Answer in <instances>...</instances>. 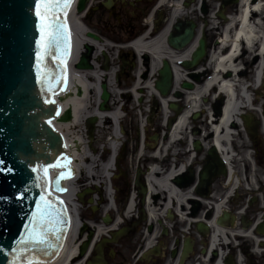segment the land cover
I'll return each mask as SVG.
<instances>
[{"label":"flooded vegetation","instance_id":"af4514ba","mask_svg":"<svg viewBox=\"0 0 264 264\" xmlns=\"http://www.w3.org/2000/svg\"><path fill=\"white\" fill-rule=\"evenodd\" d=\"M177 1L181 2V11L174 13L173 4ZM240 1L87 0L80 15L77 11L73 12L78 17L82 33L79 34L80 29L76 30L75 25L70 23L71 69L76 71L78 60L83 56L91 66L83 71L99 73L101 84L108 81L109 73H112V82L119 88L125 86L128 91L138 80L153 85L168 80L170 88L166 97L159 92L155 95L149 93L151 97L147 101L150 103H141L143 109L140 107L139 113L147 120L143 127L137 123L133 125L139 120L134 116L137 113L124 109V142L118 150L116 173L112 179L114 204L109 205L106 180H98L102 187L97 191L99 202L91 204L89 196L84 198L81 209L83 226L76 238L79 248L85 249L86 258H78L71 264L82 261L85 264H264V163L259 161L260 146L264 144V105L262 112L256 111L259 113L258 119L246 113L249 110H243V126L232 125L237 134L231 141L230 155L236 160L231 166L216 147L198 141L207 134L202 130V120L206 116L203 112L190 117L191 124L181 133L178 147L171 151L174 156L163 167L161 162L168 153L160 157L153 152L147 153L146 157L153 161L143 158L144 164L137 166L133 181L125 178L122 185L117 184V172L124 174L122 161L126 160L128 165L139 151L137 139L140 129L145 135L142 151L146 150V142L156 149L162 141L159 135L156 141L152 139L155 135L148 138L153 123L163 115L162 102L168 101L167 108L171 114L165 120V132L168 133L186 110V92L196 90L211 77L213 67L209 59L216 52V44L222 51H231L237 40L239 52L245 48V39H237L233 32L236 29L234 23L241 25L237 21ZM251 1L256 3L259 0ZM197 3L200 4V16L197 15ZM194 6L196 10L191 9ZM263 18L264 15L254 21L255 26L260 25ZM232 21L234 26L228 30L229 39L225 41V27ZM79 36L81 46L77 44ZM201 43L205 44L204 57L192 68H187L186 65L194 62ZM76 47L77 59L73 61ZM87 48L91 50L90 53ZM155 51L157 54H154ZM246 66V63L242 65L244 68ZM177 72L183 76L178 84ZM102 74L107 75L102 78ZM86 80L92 84L95 82L90 75ZM186 85L192 89H186ZM139 94L137 100L145 101L143 91ZM216 97V101L212 98L203 100H210L213 103L211 112L220 117L226 100L218 93ZM111 100L106 110L114 111L113 98ZM125 102L128 106L132 105V95ZM250 116L255 118L254 123ZM106 127L110 128L111 124ZM153 130L157 132V129ZM188 130L190 134H187ZM132 132L137 134V138L131 146L126 137ZM192 136L197 140V150L190 138ZM109 155L108 150L104 151L102 156L105 161ZM157 158H161L159 164ZM155 166L163 173L168 168L176 171L172 183L182 188L184 198L181 203L149 216L146 183L149 168ZM232 173H235L233 179ZM131 184L133 187H130ZM94 192L92 190L89 195ZM121 196L124 202L119 205L117 201ZM153 199L162 202L160 195H155ZM131 200L134 212L130 217H124ZM119 217V226L110 230L109 227ZM102 228L105 231L98 234Z\"/></svg>","mask_w":264,"mask_h":264},{"label":"bare ground","instance_id":"6f19581e","mask_svg":"<svg viewBox=\"0 0 264 264\" xmlns=\"http://www.w3.org/2000/svg\"><path fill=\"white\" fill-rule=\"evenodd\" d=\"M173 6L175 8L174 13L181 11L180 1L174 2ZM251 6H254L253 12H250ZM242 8H245V10L242 11ZM238 11L239 14L237 21H240L241 25L238 26L237 23H234L236 29L233 32L236 35L237 39H245V48L242 50V52H239L240 45L238 44L237 40H235L233 49L231 51H222L220 50V48H218V45L216 44V52H214L215 54L213 53L209 59L211 67H214L213 75L211 76V78H209L208 81L205 82L202 86L197 87L196 90L186 92V110L182 115H180L176 124L173 126V128L170 129L164 140L160 141L158 147L154 149L151 144H147L146 142V150L142 151V146L140 145L139 151L134 157L135 159L133 160L139 159V161L142 162L143 158H145L147 160L150 159L153 161V159L146 157L147 153L153 152L158 157H160L164 153H168V156L165 158V160L161 162V166L163 167L167 160L171 159L174 156L171 154V151L178 147L179 142H177V138L180 136L181 133L186 131L189 125L191 124L190 117L194 114L205 112L206 116L204 120H202V130L205 131L207 134L202 139H198V141L200 143L203 142L205 145L216 147L219 154L221 155L222 153L221 156L224 157L225 161L229 166H231V164L236 161L234 156L230 155V152L232 150L231 148L233 145L231 141L237 134L236 129L233 128L232 125L236 123L238 125L243 126V114L241 115V113L243 109H250V99L246 94L244 86L245 84L242 85L238 81L236 82L235 79L238 77L239 80L242 81L252 75V85L256 84V82H259L261 78L264 79V18L263 22L260 25L255 26L254 24V21L264 15V0H259L256 3L251 0H241L239 2ZM250 13H252L251 19L250 21H248V16ZM67 18L71 24L75 25L76 30L81 28L78 26L79 23L77 21V16L72 14ZM248 23L250 24V26ZM234 25L233 21L232 23H228L226 25L224 32L225 41H228L229 39L228 30ZM80 32L82 33L81 29L79 31V34ZM81 40L82 39L80 36L77 37L78 46H81ZM77 52L78 47H76L75 49L73 61L77 59ZM154 54H157V52L155 51ZM245 63L247 65L245 69L240 70L242 65ZM220 70L223 72L224 75L217 74ZM89 75L97 77L99 73L94 72ZM104 75L107 74H102L101 77H106ZM85 76H87L86 72H76L72 69L71 72L68 74L69 78L67 80L65 89L61 91V94H59L56 99H54V108L55 111L58 112V116L63 115L66 111H70L72 114L71 119L68 122L64 123H60L57 119L49 120L51 122L49 124L53 127V129L63 137L61 156L70 159V165H73V161L77 165V167H72L75 171L76 177L74 179L72 177L67 182H64V186L67 188L68 193L65 196L61 195V199L64 203H66L69 215L71 216V227L66 233L67 240L64 241L62 245L68 249H72L77 246L76 238L79 229V224L77 221V211L79 210V206L75 203V184L78 176H80L82 171L85 169L86 161L91 162L90 167L88 169L86 168V171L84 170L86 174H84V179H86V181L88 179L94 181L100 179L106 180L107 175L106 169L104 168H101L100 171H98V173L100 174L99 176L97 172H95V165L97 164V159H94L93 154H89L86 149L84 138L86 128L84 127V120L86 117L89 116L96 117L99 121L96 128L98 129L99 127H101V125H103V127H101L103 129L111 123L119 122L121 118V114L118 112L117 109H114V111L111 112H101L98 108H96L99 105V87L98 85H93L92 83H89L86 78H84ZM112 76L113 74L110 73V79L106 82L108 85V90L112 95L114 105H117L119 103V100L116 99V92L121 94V101H129V97L131 95L135 100L136 98L140 97L139 91H141V89L146 90V92L151 93V95H155L156 93L153 83L143 82L140 80H138L132 86V89L129 93H123L121 89L115 91L112 85ZM182 79L183 76L179 72H177V84L180 83ZM219 80L223 82L220 88L221 92H219V90H217L216 88H213L214 85H217ZM263 82L264 81L262 80L261 87L264 86ZM260 88H258V90H260ZM79 90L82 91V96H78L77 93ZM91 93H94L96 96L94 106L92 104V98L90 96ZM217 93H224L228 99L220 117H217L216 114L211 112L210 109H207V111L201 109L203 107L202 100L212 98L213 101H216ZM220 95L223 96L222 94ZM59 98H61L62 100H60ZM257 101L258 99L255 100V102L253 103L254 105L253 107H251L250 110L262 112V108L258 109L255 106V103ZM167 103V100H164L162 102L163 122L167 120L169 115H171L169 109L167 108ZM41 105L46 108H51L50 104L43 103ZM141 109H143V107H141ZM38 117L41 119L42 116L39 115ZM250 117L252 123H254L255 118L253 116ZM144 124V120H142L141 126H144ZM111 129L113 130V132H116V129L114 130V127H110L108 130L111 131ZM105 130L107 131V128ZM114 136L117 138L118 134ZM139 137L141 138L140 135ZM116 138L113 139V141L111 142V144L115 147L117 142H119V137L118 139ZM190 138L193 139L194 143H196L197 140L194 136ZM147 147L149 148V152H147ZM91 149L93 152H95L94 146H91ZM159 162L160 161H157L158 164ZM97 167H99V165ZM175 173L176 171L169 168L164 173L160 171L159 167L157 166L151 168L146 183V189L148 193V197L146 200V209L149 213V216H154L155 211L166 210L171 207V205H177L183 201L182 199L184 197L181 190L182 188L172 183V178L175 177ZM234 175L235 173L231 174V179L234 178ZM155 195H160L162 202H155L153 199ZM172 198L175 199V203H172ZM93 199L94 201L96 200L95 197H93ZM157 207L159 208L156 209ZM133 212V200H131V202L128 203L123 216L130 217ZM120 218L121 217H119V219H117L115 223L109 227L111 228L110 230H114L119 226ZM104 231L105 228L99 229L98 234H102ZM77 254L78 250L76 252V255ZM74 259H76V257L69 258L67 264H71V261H73ZM80 264H84V261H82Z\"/></svg>","mask_w":264,"mask_h":264},{"label":"water","instance_id":"95a60500","mask_svg":"<svg viewBox=\"0 0 264 264\" xmlns=\"http://www.w3.org/2000/svg\"><path fill=\"white\" fill-rule=\"evenodd\" d=\"M86 1H79L77 9L79 13L83 11ZM34 7L35 0H0V161H3L0 168L4 169V171H0V264H9V261H13L17 257V252L14 251L15 255L11 250L25 247L22 244L18 245L17 242L24 234L25 226L33 220V214L37 212V204L40 202L41 195L36 193L34 176L28 167L39 164L42 175V166L53 163L54 158L51 156V152L57 156L62 142L61 136L46 123L42 124L38 133L35 132V129L30 130L29 128V133L26 134L24 130L26 120H29L28 112L33 109H40L42 113L49 115L51 118L55 116L52 107L45 109L41 105L43 101L51 99L53 93L47 91V85L44 86L45 93L41 85L37 86L39 80L37 79L36 68V52L38 50L36 40L39 38V33L36 28L37 21L34 15ZM87 50L89 53L91 52L89 48ZM204 55L205 44L201 43L200 49L195 54L194 62L186 65V67L192 68ZM68 57L69 50L65 63ZM53 64L57 71L56 76L61 77L59 87H56L55 81H53L55 94H57L62 86L64 76L62 69L64 67L59 65L57 61H54ZM89 68L91 66L83 57L77 65V69ZM47 70L52 73V66L47 64ZM169 88L170 83L168 80L156 84V89L162 96L168 94ZM185 88L192 89L188 85ZM102 90L103 103L101 110H104L110 95L105 84L102 85ZM42 95L43 98H41ZM69 119L70 111H67L63 117L58 118V121L68 122ZM95 122V118L89 120L91 125ZM33 126H35L34 123ZM30 139H35L41 144L39 151L34 152L31 149ZM195 147L197 149V146ZM20 152L29 153L33 155L34 159L27 158L24 162H21L18 159V153ZM60 163L63 165L65 161L62 160ZM69 167H77V165L73 161V165H69ZM9 168L13 171L8 172L7 169ZM59 169H50L51 179L58 173ZM70 171L72 175L73 171L71 169ZM63 172L66 178L71 176H67L68 170ZM57 177L53 180V190L65 193L62 182L66 178L60 179L57 185ZM39 186L42 192H50L48 184H40ZM20 192H24L25 198L23 200L17 199ZM53 199L56 200L57 196ZM59 202L57 204L58 208H62L61 219L64 223L61 227L63 228L68 221L63 214L65 206L63 203L60 205ZM60 241L61 238L52 249L27 246L26 258H34L36 264H67L69 258L76 257L78 246L72 249L62 246L59 251ZM46 251L47 258H52L54 252H59L49 260L44 254ZM84 252L85 250L81 248L80 257L83 256Z\"/></svg>","mask_w":264,"mask_h":264},{"label":"snow or ice","instance_id":"6c2138e0","mask_svg":"<svg viewBox=\"0 0 264 264\" xmlns=\"http://www.w3.org/2000/svg\"><path fill=\"white\" fill-rule=\"evenodd\" d=\"M73 0H35L34 15L36 17V28L39 33V38L36 40V68L37 79L41 83L42 88L47 85V91L55 94L53 81L56 87L61 83V77L53 75L47 70V61L49 58L59 61V65L65 63V58L68 55L71 43V32L68 26L67 17L72 6ZM58 65V66H59ZM66 73V68L62 69ZM66 82V75L63 77ZM47 103L55 104V100L49 99ZM58 114V113H57ZM49 123H51L49 121ZM66 163L63 165L57 161L53 164L37 165L31 169L37 174V179L44 181L51 186L50 169L65 168L68 169L67 176L71 175L68 166L71 164L70 159L65 158ZM3 164V161H0ZM0 171H4L0 168ZM12 172L11 168L7 169ZM66 178L65 173L61 172L56 179L57 185L59 180ZM63 190V189H61ZM51 193L41 195L40 202L37 204V212L33 214V220L29 225L25 226L24 234L17 242L18 245H25L23 248H17L13 251L17 252V257L12 264H36L34 258H26L28 252L27 246L33 248L40 247H55L53 239L59 240L61 238L63 220L61 219L62 208L50 199ZM24 192H20L17 199L23 200ZM62 205V201L59 202Z\"/></svg>","mask_w":264,"mask_h":264},{"label":"rangeland","instance_id":"374dc122","mask_svg":"<svg viewBox=\"0 0 264 264\" xmlns=\"http://www.w3.org/2000/svg\"><path fill=\"white\" fill-rule=\"evenodd\" d=\"M196 6H194L193 8H191L192 10H196V8H195ZM194 13H195V11H194ZM200 14H201V10H200V4L199 3H197V15L198 16H200ZM250 76H251V80H250ZM249 77H247L245 80H247V81H252V78H253V76L252 75H250ZM115 82H113V89L115 90V91H118L119 90V87L117 86V84L115 83ZM252 83V82H251ZM123 91H128V90H126L127 88H125V86H123ZM142 90H143V93H144V99H145V101H143V102H140V101H135V102H133L132 103V107L131 108H129L130 109V111L131 112H134V113H138V111L140 110V107L142 106V104L141 103H146V104H148V103H150V102H148L147 100L151 97V95L149 94V93H147L146 92V90H144V89H141V91L140 92H142ZM149 92H151V91H149ZM117 94H115L117 97H116V99L117 100H119V104L120 103H122V102H124V100L123 101H121L122 100V97H121V94H119L118 92H116ZM147 93V94H146ZM259 93V94H258ZM262 95V96H261ZM91 98H92V104H93V106L95 105V101H96V97H95V95L94 94H91ZM253 98L256 100V99H258V101L256 102V107L258 108V109H261L262 107H263V105H264V86L262 87V88H260V90H258V91H254V95H253ZM112 103V102H111ZM203 105H204V109L203 108H201L202 110H204V111H207V109H210L211 110V108H212V105H213V103H211V101L209 100H203ZM116 106H118V105H115V107ZM146 112H147V108H146V110H145ZM258 112H260V111H258ZM246 113H250V114H252V115H255V117L258 119V115H259V113H256V111L254 112V111H246ZM202 116H204V114H202ZM139 117V116H138ZM146 118V117H145ZM145 118L143 117L142 119H144L145 120ZM134 122V121H133ZM133 122H132V124H133ZM136 123L137 124H139V123H141V121H140V118H139V121L138 122H135V124H133V125H136ZM153 127H151V129H150V131L148 132V138L150 139V137H152L153 135H159L160 137H161V139H164L165 137H166V135L168 134V133H166L165 132V121L163 122V120H162V117L159 119H157L156 120V122L155 123H153V125H152ZM107 128V127H106ZM106 128H101V127H99V129L97 130V131H95V134H93V136H92V138H90V136H89V132L86 134V136H85V140L88 142V145H89V142H90V144L91 145H93L94 146V148H95V152H93V151H91L92 149H90V152L93 154V157H94V159L96 158L97 159V164L95 165V172H97V174H98V176L100 175L99 173H98V171H100V169L103 167V165L101 164V163H103L104 161H105V159L103 158L102 159V161H101V159H100V157H99V149H101V146H103L104 144L105 145H107L106 143L108 142V138H109V136L111 135V131L110 130H108L109 128H107V131L105 130ZM157 129V132H156V130H153V129ZM239 128V127H238ZM101 130H103V131H101ZM156 132V133H155ZM187 134H190V132H189V130H188V132H187ZM129 135V137H131L132 138V140H130V138L129 137H126L127 138V140H129V144L132 146V145H134L135 143H136V138H137V134L136 133H134V132H132V133H130V134H128ZM244 135V134H243ZM104 137H106L105 139H104ZM197 137V136H196ZM246 138V137H245ZM160 139V140H161ZM152 140V139H151ZM150 141V140H149ZM246 140L244 139V142H245ZM150 143H153V141H151ZM262 146H264V144L263 143H261V146H260V151H261V157H260V162H263L264 163V159L262 158V156L264 157V153H263V151H264V148L262 149ZM106 147V146H105ZM90 148V147H89ZM99 148V149H98ZM86 149H87V147H86ZM107 157V156H106ZM90 164H91V162H87L86 161V163H85V171H86V168L88 169L89 167H90ZM144 164V162L142 163V162H140L138 159H136V160H133V162H129V166L126 164V160H124V161H122V167H121V169L124 171V174H121L120 172H117V175L119 176V179H118V182H117V184H118V186L121 184L122 185V181L125 179V178H127V181H129V182H132L133 181V179H134V176H135V174H136V171H137V166L138 167H141V165H143ZM99 165V167H97ZM82 171V175H83V178H85V171ZM85 174V175H84ZM89 185H91L90 187H89ZM94 185H96L98 188H96V189H98L99 190V185H98V180L97 181H94V180H91V179H88L87 181H86V179H85V182H84V184H83V186H79L78 185V188L80 187V189H81V191H84L85 189H88V188H93L94 189ZM130 187H133V184H131L130 185ZM130 191H127V193H129ZM93 194H95V196L96 195H98V193L97 192H94ZM88 196H90V195H88ZM91 198H92V196H90ZM102 200V199H101ZM99 202V201H98ZM118 202V204L120 205L121 203H123L124 202V198H123V196H121V197H119V200L117 201ZM121 202V203H120ZM122 205V204H121ZM82 209V208H81Z\"/></svg>","mask_w":264,"mask_h":264}]
</instances>
